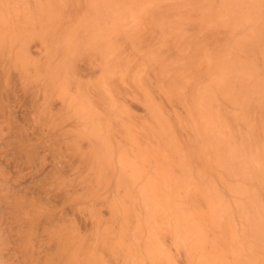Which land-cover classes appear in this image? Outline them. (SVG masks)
I'll list each match as a JSON object with an SVG mask.
<instances>
[{
  "label": "bare ground",
  "instance_id": "6f19581e",
  "mask_svg": "<svg viewBox=\"0 0 264 264\" xmlns=\"http://www.w3.org/2000/svg\"><path fill=\"white\" fill-rule=\"evenodd\" d=\"M0 264H264V0H0Z\"/></svg>",
  "mask_w": 264,
  "mask_h": 264
}]
</instances>
